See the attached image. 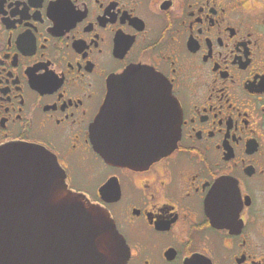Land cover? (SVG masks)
<instances>
[{"label": "flooded vegetation", "instance_id": "flooded-vegetation-1", "mask_svg": "<svg viewBox=\"0 0 264 264\" xmlns=\"http://www.w3.org/2000/svg\"><path fill=\"white\" fill-rule=\"evenodd\" d=\"M132 68L180 109L176 148L142 170L105 164L90 138ZM116 94L128 107L112 102L108 126L155 122L153 92ZM9 146L53 156L67 189L111 219L127 264H264V0H0Z\"/></svg>", "mask_w": 264, "mask_h": 264}, {"label": "water", "instance_id": "water-1", "mask_svg": "<svg viewBox=\"0 0 264 264\" xmlns=\"http://www.w3.org/2000/svg\"><path fill=\"white\" fill-rule=\"evenodd\" d=\"M159 79L152 71L132 68L113 80L110 96L90 128L93 150L105 164L142 170L176 148L180 109ZM149 84L148 91L144 87ZM143 91L154 93L150 100L157 102L152 107L155 113L148 115L155 122L135 131L108 126L111 103L127 100L116 93ZM219 188L218 183L211 198ZM129 257L106 212L67 189L65 174L53 156L31 146L0 149V264H127Z\"/></svg>", "mask_w": 264, "mask_h": 264}]
</instances>
